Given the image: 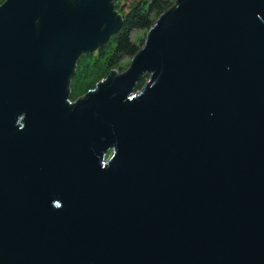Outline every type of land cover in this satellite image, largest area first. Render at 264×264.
I'll return each instance as SVG.
<instances>
[{
  "label": "water",
  "instance_id": "95a60500",
  "mask_svg": "<svg viewBox=\"0 0 264 264\" xmlns=\"http://www.w3.org/2000/svg\"><path fill=\"white\" fill-rule=\"evenodd\" d=\"M123 25L113 0L0 5V264H264V0H176L71 101Z\"/></svg>",
  "mask_w": 264,
  "mask_h": 264
},
{
  "label": "rangeland",
  "instance_id": "374dc122",
  "mask_svg": "<svg viewBox=\"0 0 264 264\" xmlns=\"http://www.w3.org/2000/svg\"><path fill=\"white\" fill-rule=\"evenodd\" d=\"M5 0H0V5ZM139 0H118V10L126 15L130 8L137 3ZM172 4L176 3V0H169ZM159 16L156 17L158 19ZM128 24V23H127ZM149 29H134L131 32V38L134 42L143 45ZM119 34H116L112 39L101 46L95 51L83 54L77 62L76 72L72 80L71 86V96L70 100L75 101L79 97L85 95L88 91L96 87V85L104 78H106L111 71H116L118 73L125 71L130 65L131 57H125L115 67L108 65L107 59L111 55L114 46L116 45V40ZM77 73V75H76ZM148 75L144 76L135 86L136 92L141 90L148 79Z\"/></svg>",
  "mask_w": 264,
  "mask_h": 264
},
{
  "label": "trees",
  "instance_id": "16d2710c",
  "mask_svg": "<svg viewBox=\"0 0 264 264\" xmlns=\"http://www.w3.org/2000/svg\"><path fill=\"white\" fill-rule=\"evenodd\" d=\"M174 7L175 4H172L169 0H155L153 2H149L148 0H139L135 3L126 14L127 16L116 40V45L107 59L108 65L115 67L121 63L125 57H131L133 59L140 52L146 40H144L143 45L140 46L132 40L131 32L134 29H150L156 22L157 16L160 17L164 12ZM148 79L146 81H148ZM135 92L136 90L134 88V94L132 93L131 96L136 95Z\"/></svg>",
  "mask_w": 264,
  "mask_h": 264
},
{
  "label": "flooded vegetation",
  "instance_id": "af4514ba",
  "mask_svg": "<svg viewBox=\"0 0 264 264\" xmlns=\"http://www.w3.org/2000/svg\"><path fill=\"white\" fill-rule=\"evenodd\" d=\"M117 1H118V0H113L114 11H116L118 14L122 15L123 18H124V21H125L127 15H123V14L118 10ZM174 4H175V3H174ZM120 30H121V29H120ZM120 30H118V31H116V32H114V33H112V34L110 35V37H109V39L107 40L106 43H108V42L112 39L113 36H115L116 34H119V33H120ZM106 43H104L103 45H105ZM103 45H99L95 50H97L98 48H100V47L103 46ZM95 50H94V51H95ZM122 72H123V71H122ZM95 88H96V87H95ZM95 88H93L92 90H94Z\"/></svg>",
  "mask_w": 264,
  "mask_h": 264
}]
</instances>
